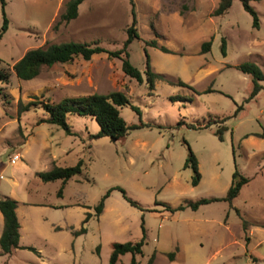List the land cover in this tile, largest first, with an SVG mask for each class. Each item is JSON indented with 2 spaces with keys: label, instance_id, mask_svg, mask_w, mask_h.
I'll use <instances>...</instances> for the list:
<instances>
[{
  "label": "rangeland",
  "instance_id": "374dc122",
  "mask_svg": "<svg viewBox=\"0 0 264 264\" xmlns=\"http://www.w3.org/2000/svg\"><path fill=\"white\" fill-rule=\"evenodd\" d=\"M69 1L5 0L9 27L0 41V67L10 81L0 95V198L18 202L22 244L35 252L0 249V264H109L115 243H136L143 236L136 264H264V89L246 102L253 80L238 68L253 62L264 73V0L251 3L259 29L239 0L222 16L213 15L218 0H85L78 17L61 24ZM133 9L139 39L128 51L142 84L107 54L45 68L29 81L15 76L13 66L26 52L47 44L96 42L120 50ZM207 42L210 50L204 53ZM147 56L152 71L164 77L154 90L147 82ZM112 92L126 94L130 102L120 108L126 124L144 126L116 142L91 138L100 128L89 116L69 117L75 133L70 136L56 125L39 124L45 118L40 109L19 111L21 104ZM208 123L207 129L190 127ZM219 127L227 129L223 141L215 135ZM189 149L198 161V186L192 185V169L185 168ZM16 154L20 159L12 162ZM79 160L83 172L67 182L62 198L61 181L46 183L37 176ZM236 170L250 182L232 206L222 201L197 211L167 209L225 197ZM109 191L104 213L83 225ZM0 217L1 233V212ZM82 226L86 232L74 236L71 228ZM155 251L163 254L149 262ZM131 258L125 254L118 264H131Z\"/></svg>",
  "mask_w": 264,
  "mask_h": 264
},
{
  "label": "trees",
  "instance_id": "16d2710c",
  "mask_svg": "<svg viewBox=\"0 0 264 264\" xmlns=\"http://www.w3.org/2000/svg\"><path fill=\"white\" fill-rule=\"evenodd\" d=\"M85 0H71L67 3L64 13L61 15L60 23H70L78 17L79 7ZM234 0H218V6L214 11V16L224 15L233 4ZM242 4L244 11L252 17V27L259 29L260 19L256 10L251 6L252 2L259 0H239ZM133 4V1L131 0ZM3 14V25L0 29V41L3 39L5 33L8 31L9 20L5 14V0H0ZM137 19L136 13L133 9L132 23L127 29V39L125 40L123 47L120 50L112 51L101 47L98 43H80V42H66L61 44H47L44 47L31 49L13 66L15 76L19 80L29 81L37 78L43 69L52 68L58 64H68L74 61L76 58H82L85 61L91 60L95 55L107 54L110 58H116L122 62V71L131 80H135L139 84L143 83V78L140 70L135 67L130 61L129 46L134 40L139 39V34L136 29ZM154 48H158L156 42H152L151 45ZM211 42H207L203 45V52H209ZM164 53H169L165 47L160 48ZM222 54L226 55L225 40L222 42L221 48ZM1 62V59H0ZM242 73L250 75L253 80V90L250 97L246 102L253 100L263 89L261 83H264V73L262 70L253 62H245L238 66ZM146 75L149 88L155 89V83L158 79L164 78L163 75L152 71L149 57L147 56L146 61ZM10 81V74L0 67V95H3V85L8 84ZM180 86H185L184 83L180 82ZM130 102L126 94L122 92H112L109 94H90L87 96H81L77 98H67L62 100L58 104L50 102H31L26 105H20V113L29 112L30 110H42L45 114V118L41 119L39 124L46 123L50 125H56L63 129L67 135L75 136L71 126L68 123L69 117L72 116H89L94 119L99 125V132L93 135L91 138L107 137L111 141H119L125 138L131 130L140 129L144 126L132 125L128 126L124 119L121 117L120 108L129 105ZM132 110L140 113L137 107L131 106ZM240 110V108H239ZM211 123L200 128L190 126L193 129H207ZM226 127H219L215 135L219 140H224V132ZM264 137V136H262ZM84 161L79 160L76 165L70 167H60L54 165L48 172L38 173V177L46 183L61 181L62 186L58 192V197L63 196V188L69 180L77 175H81L83 172ZM185 168H191L193 172L192 185L198 186L201 181V175L198 170V161L189 149L188 157L185 163ZM250 179L241 175L237 170L233 174L231 185L227 191V195L223 198H203L195 202H186L176 208L167 206V209L171 212L184 210L191 208L193 211H197L201 206L216 203V202H228L231 206L233 201L239 196L242 188L249 184ZM121 190V189H119ZM122 191V190H121ZM111 191L100 200L98 205L95 207V213H87L82 224H86L93 216L98 218L104 211L105 201L108 198ZM123 192V191H122ZM124 193V192H123ZM133 205H136L132 202ZM18 202L10 197L0 198V212L4 219V229L0 238V249L3 254H11L14 250L22 249L26 247L20 246V223L17 216ZM238 215L240 211L236 210ZM244 234L247 233V222L243 220L242 223ZM86 228L81 227L78 231H73L74 236L85 233ZM250 239L245 236V242L248 245ZM145 244V236L136 243H115L113 245V251L111 253L109 264H117L120 261L121 256L130 253L131 264H136L137 256L143 254V246ZM29 250L34 251V248L27 247ZM176 252L169 254L170 260H173ZM155 253L149 262L153 261Z\"/></svg>",
  "mask_w": 264,
  "mask_h": 264
},
{
  "label": "crops",
  "instance_id": "0c3cea01",
  "mask_svg": "<svg viewBox=\"0 0 264 264\" xmlns=\"http://www.w3.org/2000/svg\"><path fill=\"white\" fill-rule=\"evenodd\" d=\"M243 189V188H242ZM63 197V196H62ZM62 197H60V198H62ZM44 205H48V206H50V207H52V208H55V207H53L52 205H50V204H44ZM105 209V208H104ZM17 216H18V220H19V223H20V234H21V237H20V246L21 247H29V246H24L23 244H22V232H23V224H22V222H21V219H20V210H19V206L17 207ZM103 213H104V211H103ZM102 213V214H103ZM1 216H2V214H1ZM1 218V217H0ZM2 218H3V216H2ZM3 229H4V219H3ZM3 229H2V232L0 233V238H1V235H2V233H3ZM60 229V228H59ZM59 229H57V227H55V230H59ZM71 229H73V231H75L74 230V228H71ZM1 253H2V251H1ZM158 252L157 251H155V256H156V258L158 257V256H160V255H162L163 253H160L159 252V254L160 255H158L157 254ZM177 254L175 255V257H174V259L173 260H170V261H175V259H176V257L178 256V255H180V250H178L177 252H176ZM165 254V253H164ZM154 256V257H155ZM137 257H139V256H137ZM155 259V258H154ZM136 261H137V258H136ZM138 262V261H137ZM118 264V263H117Z\"/></svg>",
  "mask_w": 264,
  "mask_h": 264
},
{
  "label": "built area",
  "instance_id": "2783aa9c",
  "mask_svg": "<svg viewBox=\"0 0 264 264\" xmlns=\"http://www.w3.org/2000/svg\"><path fill=\"white\" fill-rule=\"evenodd\" d=\"M19 159H20L19 154H16V155H14V156L11 158V161H12V162H16V161H18Z\"/></svg>",
  "mask_w": 264,
  "mask_h": 264
}]
</instances>
